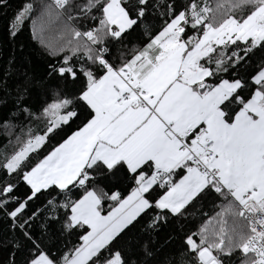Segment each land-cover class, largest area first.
I'll use <instances>...</instances> for the list:
<instances>
[{
	"label": "snow or ice",
	"instance_id": "snow-or-ice-1",
	"mask_svg": "<svg viewBox=\"0 0 264 264\" xmlns=\"http://www.w3.org/2000/svg\"><path fill=\"white\" fill-rule=\"evenodd\" d=\"M0 264H264V0H0Z\"/></svg>",
	"mask_w": 264,
	"mask_h": 264
}]
</instances>
